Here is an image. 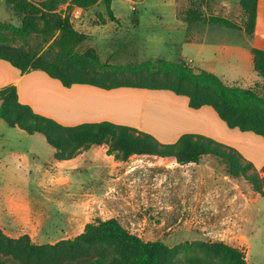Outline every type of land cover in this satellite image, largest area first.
<instances>
[{
  "label": "rangeland",
  "instance_id": "rangeland-1",
  "mask_svg": "<svg viewBox=\"0 0 264 264\" xmlns=\"http://www.w3.org/2000/svg\"><path fill=\"white\" fill-rule=\"evenodd\" d=\"M210 1L112 0L116 22L109 20L101 2L87 11L73 10L71 22L88 36L79 51L94 49L102 63L124 66L157 59L174 62L180 55H188L180 54L181 48L188 47H182L186 33L173 20L174 3L180 6L178 16L182 17L189 9L200 12ZM236 1L230 0L228 8L237 18ZM0 24L20 26V19L5 0H0ZM214 34L227 43L242 40L235 31L226 29ZM25 39L31 45L40 42L35 35ZM24 42L17 38L15 43ZM235 79L242 87L250 84L238 76L223 81L232 83ZM181 114L170 115L163 122L148 113L139 125L161 137L155 129L172 127L175 120V127H183L192 118ZM263 144L237 139L232 148L246 160L251 158L248 161L259 171L264 166H256L264 159ZM105 152V147L93 146L57 169L53 167L54 150L42 135H29L0 120V224L4 227L0 229L13 238L25 233L8 203L22 198L46 211L43 229L29 230L34 243L71 239L83 232L86 223L114 218L144 241H161L169 247L186 241H220L241 249L248 264H264V197L254 193L243 178L228 176L215 157L203 156L198 164L181 167L146 157L121 162ZM45 170L51 172L48 181V176H43Z\"/></svg>",
  "mask_w": 264,
  "mask_h": 264
},
{
  "label": "trees",
  "instance_id": "trees-1",
  "mask_svg": "<svg viewBox=\"0 0 264 264\" xmlns=\"http://www.w3.org/2000/svg\"><path fill=\"white\" fill-rule=\"evenodd\" d=\"M138 1V0H133ZM103 3L111 22L117 20L112 0H5L20 19V26L0 24V60L21 75L41 71L65 88L89 85L103 90L118 88L170 91L188 99V107L208 106L229 129L250 132L264 140V92L259 83L242 88L227 85L216 75L195 72L182 59L147 60L137 64L102 63L94 49L79 51L88 36L71 22L73 10L87 11ZM241 25L221 17L209 22L227 29L255 31L257 0H239ZM196 8L186 10L185 21L198 20ZM5 33H10V37ZM40 42L31 45L26 37ZM25 40L17 45L16 39ZM255 72L264 78V51L251 49ZM261 87V89H260ZM0 120L29 135L40 134L53 148V160L64 163L93 146L125 162L130 157L166 160L178 165L198 164L203 156L215 157L232 178H243L254 193L264 197V166L254 165L234 148L198 134H182L175 143L163 144L133 127L111 122L61 125L36 114L19 102L13 85L0 88ZM259 173H263L260 177ZM0 264H248L244 252L224 242L191 241L169 247L161 241H144L110 218L94 220L83 232L56 243L36 244L27 234L13 238L0 229Z\"/></svg>",
  "mask_w": 264,
  "mask_h": 264
},
{
  "label": "crops",
  "instance_id": "crops-1",
  "mask_svg": "<svg viewBox=\"0 0 264 264\" xmlns=\"http://www.w3.org/2000/svg\"><path fill=\"white\" fill-rule=\"evenodd\" d=\"M130 1L133 2V0ZM174 1L177 3L178 0ZM176 3L172 7L173 20L178 27L184 29L186 35L182 38V47H188L181 48L180 54L185 52L188 55H185L186 57L180 55L179 59L188 60L190 68L195 72L206 71L216 75L222 81L223 78L238 76L246 78L247 82H250L247 88L253 87L257 83L264 84V78L258 76L254 70L251 54V49L264 51V0H257L255 31L252 35H247L243 30L222 28L209 22L210 14H213V16L219 15L221 18L241 25L243 15L239 7V0L235 2L237 18L233 14L234 10L228 8L231 4L230 0H211L208 6L202 7L200 19L190 22L185 21V15L178 16L180 6ZM204 17L207 19L204 20ZM220 29L235 31L242 40L227 43L218 38V34H214ZM239 81L235 79L232 83L223 82L227 85L242 87L237 83ZM6 85L15 86L19 102L28 105L34 113L51 118L65 126L107 121L142 130L163 144L175 143L182 134L186 133L203 135L231 147L235 146L234 143L237 139L246 140L248 143L259 141L263 144L264 142L261 137L253 133L229 129L208 106L197 110L190 109L186 97L177 96L170 91L134 88L103 90L89 85H73L70 88H65L59 81L49 78L41 71H30L21 75L16 68L0 60V88ZM262 91L264 92V85ZM148 113H151V116L155 118L163 119V122H166L170 115L179 116L182 115L181 113H187L192 118L183 127L182 125L178 128L175 127V125L178 126L175 120L171 124L172 127L155 129L161 135L159 137L139 125L141 117ZM152 128L154 129V127ZM105 157L107 156L105 155ZM246 158L252 160L249 157ZM69 162L71 160L55 163L53 167L61 169ZM263 164L264 159H261L256 166L261 168ZM43 176L45 178L48 176V181L51 172L45 170ZM60 181L58 180V182ZM26 200L22 198L10 199L8 203L18 227L23 228L24 234L31 237L30 229L36 227L43 229L41 223L45 221L46 211ZM39 216L42 218L39 219ZM0 228L3 230V225L0 224Z\"/></svg>",
  "mask_w": 264,
  "mask_h": 264
},
{
  "label": "built area",
  "instance_id": "built-area-1",
  "mask_svg": "<svg viewBox=\"0 0 264 264\" xmlns=\"http://www.w3.org/2000/svg\"><path fill=\"white\" fill-rule=\"evenodd\" d=\"M188 65H189V63H188Z\"/></svg>",
  "mask_w": 264,
  "mask_h": 264
}]
</instances>
